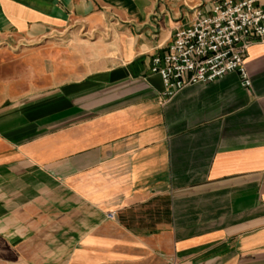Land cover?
<instances>
[{"label": "crops", "instance_id": "crops-1", "mask_svg": "<svg viewBox=\"0 0 264 264\" xmlns=\"http://www.w3.org/2000/svg\"><path fill=\"white\" fill-rule=\"evenodd\" d=\"M212 1L0 0V264H264V38L149 71Z\"/></svg>", "mask_w": 264, "mask_h": 264}, {"label": "built area", "instance_id": "built-area-1", "mask_svg": "<svg viewBox=\"0 0 264 264\" xmlns=\"http://www.w3.org/2000/svg\"><path fill=\"white\" fill-rule=\"evenodd\" d=\"M263 38V4L213 0L208 8L194 11L189 25L174 30L163 51L151 55L149 71L160 77L162 99L186 84L211 81L229 71L237 73L242 86H249L246 47Z\"/></svg>", "mask_w": 264, "mask_h": 264}]
</instances>
